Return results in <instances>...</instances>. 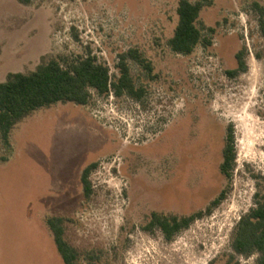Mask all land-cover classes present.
<instances>
[{"label": "rangeland", "instance_id": "obj_1", "mask_svg": "<svg viewBox=\"0 0 264 264\" xmlns=\"http://www.w3.org/2000/svg\"><path fill=\"white\" fill-rule=\"evenodd\" d=\"M194 2L200 0H192ZM205 0L199 25L211 44L191 55L168 44L179 0H0V82L42 57L92 52L115 80L131 60L141 100L92 92L85 106L43 108L0 136V264H65L47 220L67 219L79 264H226L242 216L264 200V38L254 3ZM213 29L214 31H211ZM246 48L248 69L235 78ZM236 137L231 180L220 171L227 127ZM92 193L84 194L83 170ZM224 201L174 240L143 226L154 211L189 215ZM258 194V195H257ZM258 196V197H257ZM97 259L90 263L86 256ZM256 264L257 255L237 257Z\"/></svg>", "mask_w": 264, "mask_h": 264}, {"label": "trees", "instance_id": "obj_2", "mask_svg": "<svg viewBox=\"0 0 264 264\" xmlns=\"http://www.w3.org/2000/svg\"><path fill=\"white\" fill-rule=\"evenodd\" d=\"M32 0H22L30 4ZM205 0H179L177 14L178 23L174 35L169 39L171 49L182 55H191L199 45H210V39L203 33L199 25L200 15L205 7ZM258 14L259 26L264 38V5L256 2L253 5ZM211 31H214L211 29ZM246 48L237 55L238 67L228 70L227 74L235 78L247 71L245 60ZM139 63L150 74L154 71L151 61L144 58L137 49H130L119 56V76L115 80L110 67L99 61L92 52L76 57L44 56L35 70L30 72H10L6 79L0 82V136L10 145L13 130L35 112L49 108L56 104L73 103L80 106L87 105L92 92L100 97H108L114 93L117 97L129 96L141 100L145 95L144 87H138L132 76L130 61ZM236 137L234 126L227 127L223 160L220 164L221 173L231 180L236 166ZM0 157V161H6ZM97 163L88 165L82 172L81 182L87 198L92 193L90 174ZM227 189L206 207L205 210L189 215L174 213H151L149 221L143 230L154 233L159 230L167 241L174 240L183 230L188 229L197 219L210 214L227 196ZM258 195V194H257ZM258 197V196H257ZM67 219L61 216L48 218L47 224L51 230L57 250L65 264H79L82 255L65 237ZM234 255L230 256L226 264H241L237 257H251L257 255L256 264H264V200L258 199L256 206L239 220L232 243ZM92 263L97 259L93 253L86 256ZM209 264H215L211 262Z\"/></svg>", "mask_w": 264, "mask_h": 264}, {"label": "flooded vegetation", "instance_id": "obj_3", "mask_svg": "<svg viewBox=\"0 0 264 264\" xmlns=\"http://www.w3.org/2000/svg\"><path fill=\"white\" fill-rule=\"evenodd\" d=\"M93 171V170H92ZM82 175V174H81Z\"/></svg>", "mask_w": 264, "mask_h": 264}]
</instances>
